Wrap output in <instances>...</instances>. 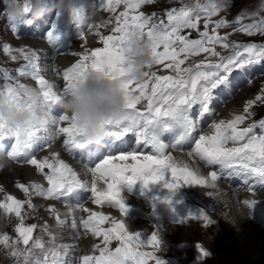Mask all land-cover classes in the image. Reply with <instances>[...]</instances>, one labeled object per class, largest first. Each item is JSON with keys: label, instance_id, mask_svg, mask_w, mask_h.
<instances>
[{"label": "snow or ice", "instance_id": "6c2138e0", "mask_svg": "<svg viewBox=\"0 0 264 264\" xmlns=\"http://www.w3.org/2000/svg\"><path fill=\"white\" fill-rule=\"evenodd\" d=\"M154 2L155 0H107L105 3V0H102L99 7L110 13H115L121 4L125 10L115 15L114 27L111 28L109 35H102L96 24L91 25L89 31L97 29L95 34L102 43V47L74 53L77 56L74 63L62 73L56 70V74L64 82L62 93L55 90L56 82L48 80L43 74L39 63L41 59L39 50L18 49V52L23 54V59L27 61L18 70L19 76L29 77L36 82L46 110L52 113L54 107L60 105L63 98L69 95L74 85L82 82L90 74L120 80L121 88L128 101L129 114L124 122L110 121L108 123L105 132L108 139L105 145L110 146L112 141L127 138L139 144V148L143 146L154 153L141 157L138 150L124 151L119 156H105L94 165L86 158H82L84 173L89 176V179H84L76 169L60 158L58 151H53L42 158H37L35 155L37 151L52 148L53 141L57 137H62L61 147L70 154H76L77 150L89 147V143L82 139L81 128L74 116L64 112H60L59 115L54 114L56 119L51 127L46 129H41L32 122L27 123L23 128H14L0 117V144L6 149L5 155L13 161L36 167L46 176L48 187L38 183L30 186L18 185L25 193H29L31 188L38 196L61 199L78 195L86 190L90 193L95 205L106 204L118 209L125 218L128 207L121 195L122 186H132L138 181H143L145 186L165 181V174L169 171L173 180L167 182L165 187L171 191L180 189L181 183L215 188L218 178L233 176L240 178L241 183L248 185V190L253 193L257 185L264 188V119L258 124L239 127L246 118L251 116L249 109L257 101L264 103V92L247 102L244 108L245 114L235 115L227 121L221 119L213 122L212 133H199L194 136L198 133V121L212 114L211 104L215 91L227 90L234 74L245 71L249 66L264 64V43L228 42V36L220 35L218 29L231 25L226 20H211V17L221 10V5L212 0L208 3H201L198 0L193 7L169 8L164 13L166 21L154 19L155 14H146L142 11L130 15V12L139 9L142 5ZM261 10H264V3ZM201 13L207 14L203 29L200 28ZM73 16L81 23L84 19L83 10L74 8ZM210 23L212 24L211 34ZM11 28L19 35L15 26ZM186 29L196 31L197 37H192L191 32L187 35L182 34ZM238 31L247 35H264V20ZM132 35L152 42L151 56L155 67L151 72H145L143 83L128 79L130 69L126 67L127 53L131 52L128 45ZM58 39L54 31L50 30L47 33L46 40L49 44ZM83 40L84 32L82 31V43ZM217 45L223 49L235 50L231 55L225 56L216 50ZM4 51H9L8 46H4ZM201 53L205 54L202 60L184 66L189 57L198 56ZM11 58L16 60L18 57L13 55ZM166 61L168 62L165 63ZM158 65L170 69L172 74H160L159 70H156ZM6 79L15 82L5 83L0 88V104L14 106L18 111L31 108V103L25 102L22 95V92L31 86L19 82L16 77H6ZM257 127L261 130L259 135L254 131ZM165 134L174 135L175 143H166L163 140ZM189 139H192L194 148L188 152V155H195L209 167L219 166L218 169L205 175L197 170L189 169L186 164L176 163L168 154V150ZM141 158L146 163H139ZM101 181L106 188L98 187ZM6 200L11 203L0 202V208L5 213L14 212L15 216L20 218L15 229L18 239L10 241L8 235L0 236V245L8 250L11 249L9 255L16 258L22 257L23 264H29L31 249L35 248L43 251V257H31V264H66L68 250L74 245L61 244L57 247L54 243L57 237L51 233L47 225H44V230L49 233L53 242L50 248H45L42 238H33L37 225L24 224V218L21 215L24 202L11 195L7 196ZM257 203L255 199L246 198L243 201L250 211L255 209ZM50 210L61 226L66 225L77 233L83 229L92 237L100 239V242L94 245L100 253L99 257L84 255L82 264H126L128 261H131V264H147V260L142 257L152 255L133 251L142 233L139 231L132 233L128 230L125 219L110 218L102 211L83 207L80 211L88 213L86 218L80 217L78 220L73 211L69 214L70 218L62 219L54 206ZM189 219L199 221L203 219L206 226L213 223L209 214H205L203 210L199 217L190 216ZM106 223H109L110 227H103ZM113 240L120 244L114 251L108 247ZM21 243L30 246L23 252L18 248H11L12 245ZM147 243L154 245L155 251L160 250L161 240L156 230L148 237ZM199 251L204 258L210 254L204 250L203 246ZM49 256L52 258L49 259ZM153 258L155 264H163L159 257Z\"/></svg>", "mask_w": 264, "mask_h": 264}, {"label": "rangeland", "instance_id": "374dc122", "mask_svg": "<svg viewBox=\"0 0 264 264\" xmlns=\"http://www.w3.org/2000/svg\"><path fill=\"white\" fill-rule=\"evenodd\" d=\"M93 1L97 2V5L102 3V0ZM197 2L198 0H155L154 3L142 5L139 9L130 12V15H135L142 11L146 14H155L154 19H165L166 21L164 13L167 9L179 8L181 6L193 7ZM199 2L208 3L209 0H199ZM212 2L220 4L221 10L217 15L212 16L211 20H226L231 25L229 27L218 29L220 35L228 36V42L233 44H246L249 42H256L258 44L264 43V35H247L238 31V29L247 28L264 20V10H261L264 0H212ZM84 4L85 0H0V88H2L5 83L15 82L14 80L9 81L6 77H16L19 79V82L25 85L34 88L38 87L36 82L31 78L19 76L18 70L21 69L27 61L23 59V54L18 52V49L28 48L29 51H31L33 50L32 47L39 46L42 50L44 49L41 52L40 56L42 57L39 61L43 74L45 77L48 76L46 73L48 66L52 67L53 76L51 79L56 82V87L60 91H63L64 82L60 79L59 75L56 74V70H60L62 73L64 69L77 60V56L74 57L73 61L69 62L66 68H60V66H55V63H52L53 60H50L45 53L54 51L56 53L54 59L61 54L65 55L66 53H69L72 49L70 47L73 45L72 42L76 39H81L82 31L84 32L85 38V35L90 32L89 29L92 24L98 26V31L102 35L111 34V28L114 27L115 15L125 10L122 4L116 9L115 13H110L104 9L101 12L104 13V16L99 18V20L92 21L95 12L91 13V16L88 12L90 18H88V16L85 19L86 9ZM45 6H47L50 11L41 15L42 9ZM13 8L22 9L19 18H16L13 15ZM74 8H80L83 10L84 19L81 23H79L77 18L73 16ZM200 16V28L203 29L207 14L201 13ZM12 26H15L19 35H17L16 31L12 30ZM50 30L54 31L59 37L58 40L51 44L46 40L47 33ZM211 31L212 24L210 23V34ZM188 32L192 33V37H197L198 35L196 31L190 29L184 30L182 34L187 35ZM62 39H66L67 44L62 49L63 52H58V48L60 47L59 42ZM83 43L78 48V53L85 49H95L103 46L98 36L93 41ZM4 46H8L9 51H4ZM216 50L222 52L223 55L228 56L231 55L235 49H223L220 45H217ZM13 55L18 58L13 60L11 58ZM204 56L205 54L203 53L198 56H191L186 60L184 66L194 64L202 60ZM45 58L47 59L46 62H44ZM48 62H50L51 65H49ZM167 62L168 61L165 63ZM156 70H159L160 74H172L170 69H165L162 65L156 66ZM254 72L255 74L253 75ZM247 73L254 78L247 79ZM256 78L259 83H252V80ZM232 80L235 82L231 84V93L229 96H231V94L232 96L241 94L245 88L250 86L252 87L251 93L253 95L251 100H254L256 95L264 92V64L249 66L245 71L234 74ZM229 91V88L227 90L218 89L215 91L214 95L218 94L219 96L223 94L224 96ZM55 107L53 113L56 109ZM244 108L236 115L245 114ZM249 112L251 113V116L246 118L245 122L239 125V127L243 128L253 123L258 124L264 119V103L257 101V103L249 109ZM232 118H234V116L230 119ZM206 119L208 120V118ZM254 131L259 135L261 130L257 127ZM106 140L107 139L99 145H93L91 148L88 147L83 150H77L75 155L81 159L86 158L92 165H94L105 156H119L120 153L124 151L138 150L141 157L154 154L148 148H144V150L141 151L138 144L127 138L116 141L115 147L111 149L105 145ZM55 141L60 147L62 137H57ZM45 150L37 151L35 153L37 158L44 157ZM88 150L91 152H86ZM63 151L64 150L61 147L59 150L60 158L66 156V151ZM5 152V147L0 144V164H5L2 162L8 160L9 164L14 166L12 167L14 170L9 168L7 164L0 169V202L11 203V201L6 200V197L9 195L24 202V206L21 209L24 224L26 226L36 224L37 228L33 232V238H42L45 243V248H50L53 242L51 236L43 227L44 225H47L49 216L54 217V213L50 209L53 206L54 208L62 207V203L71 197H79L82 202L89 201L91 198L90 193L84 190L80 192L82 195L79 193L77 196H69L68 198L62 197L61 199H50L38 196L35 194V190L31 188L29 193H25L23 189L18 187V185L23 184L25 186H30L33 183H38L44 187H48L46 176L41 174L34 166H32L35 170L34 174L29 175L25 168L26 166L31 165L13 161L5 155ZM139 163L143 164L146 163V161L141 158ZM177 164L180 165L179 163ZM165 179V181L149 184L147 186L144 185L143 181H138L132 186H122L123 188H127L129 193L136 196L139 201H144V206L140 208L139 205H131L129 201L125 200L128 207L126 217L131 219H143L147 222L145 225L139 223V225L132 229L128 227L127 223L126 227L132 233H135L136 231L142 233L141 238L136 242V246L133 247V251L151 253L152 255L148 257H142V259L147 260V264H155L153 257H159L163 261V264H264V246H262L261 249H258L253 257L250 258L246 256L241 248L235 245V231L225 220L219 204L214 201L212 197L206 195L201 186H189L181 183L180 189L171 191L165 187L167 182L173 180L170 171L165 174ZM100 186L101 185L98 184V187ZM101 187H104V185ZM256 189H259L264 193V189H262L261 186L257 185ZM43 200L46 201L45 205L42 203ZM261 202H264V200H259L260 207L258 208L261 211L262 216L258 218L259 224L264 222V203ZM81 204L82 203L76 205ZM95 206L99 210L94 211H102L110 218L115 217L117 219H124L123 214L120 213L118 209L107 206L106 204ZM105 207L113 209L114 213L105 211L108 210ZM80 208L81 206L79 207V210ZM201 210H203L205 214H209V218L213 221L210 226L204 225L206 222L203 221V219H201V221L189 219L190 216L199 217ZM47 214L49 216H47ZM83 214L87 215L88 213L84 212ZM86 217L87 216L84 218ZM163 218L170 221L172 226L175 224L177 227H172L171 230L164 228L161 225V220ZM19 222L20 218L16 217L14 212L5 213L4 210L0 208V236L8 235L10 241L18 239V233L15 229ZM103 227H110V224L106 223ZM154 230L158 232L161 240L159 251H155V246L147 243L148 237ZM85 234L93 240L90 245L86 247L85 255L99 257L100 253L95 249L94 245L99 243L100 239L92 237L88 232ZM141 241H143V243H141ZM30 245L26 246L21 243L18 245H12L11 248H18L23 252L24 249H27ZM101 246L103 247V245ZM119 246V242L115 240L108 245L109 249L112 251ZM201 246H203L205 251L210 253L207 258H204L201 255L199 251ZM9 251H11V249L8 250L3 245H0V264H23L22 257H11ZM36 256L43 257V251L35 248L31 249V257ZM31 257L29 264H31ZM82 257L81 251L78 249H69L66 264H82ZM48 258L51 259L52 257L49 256ZM126 264H131V261L126 262Z\"/></svg>", "mask_w": 264, "mask_h": 264}, {"label": "bare ground", "instance_id": "6f19581e", "mask_svg": "<svg viewBox=\"0 0 264 264\" xmlns=\"http://www.w3.org/2000/svg\"><path fill=\"white\" fill-rule=\"evenodd\" d=\"M105 3H107V1H105ZM100 5H97V2L93 0H90V1L85 0V4H84L85 9H86L85 19L89 15L91 16V13L93 12H95V14L93 15L92 21L99 20V18L103 17L104 13H101V12L104 9L100 8L99 7ZM88 12H89V15H88ZM90 16L88 18H90ZM96 31L97 29H93L87 35H85L83 42H89V41L95 40L97 37V35L95 34ZM59 43H60V47L58 48L59 50L58 52H63L62 49L67 44V40L62 39ZM80 43H81V39H76L74 42H72L73 45L70 46L72 49L69 51V53H66L65 55L61 54L60 56H57L55 59L54 57L56 56V53L54 51L50 53H45L46 52L45 51L44 53L45 55H47V57L50 60L51 59L53 60L52 63H55L54 64L55 66H60V68H66L69 62L73 61L74 57L76 56L74 55V53H78V48L82 44ZM32 49L39 50L40 55H41V52L44 50V49L42 50V48L39 46H34L32 47ZM46 60L47 59L45 58L44 62H46ZM48 64L51 65L50 62H48ZM46 73L48 75L46 76V78L52 81L51 79V77L53 76L52 67L48 66ZM254 74L255 72L253 73V75ZM246 76L248 77L247 79H252L253 77V76H250L248 73ZM234 82L235 81L233 80L231 81L230 86L228 87L230 91L227 92L224 96L223 94L219 96L218 94L214 95V99L211 104L212 114L206 115L201 120L198 121V133L194 134V136L198 135L199 133H203V134L212 133L213 132V129H212L213 122H218L221 119L225 121L229 120L231 117L238 114L246 106L247 102L252 99L253 97L251 93L252 87L250 86H248L247 88L244 87L245 89L243 88L244 90L241 94H238L236 96L235 95L232 96L231 94L232 97L229 96V94L231 93V84ZM252 83L258 84L259 81L256 78L252 80ZM55 90L60 93L63 92V91H60L57 87ZM55 108L56 109L54 110L53 114L59 115L60 110L61 112H64L60 105H57ZM206 118H208V120ZM106 139H108V137ZM163 140L166 143H169V142L175 143V136L166 134L163 136ZM115 144H116V141H112L110 143V146H108L109 149L115 147ZM92 146L93 144H89V148H91ZM138 147H139V144H138ZM60 148H61V144L59 147V144L54 140L52 148L46 149L44 154L50 155L53 151L59 152ZM144 148L146 147L141 146L140 150L142 151L144 150ZM193 148H194V143L192 142V139H189L188 141L182 142L179 146L170 148L168 150V154L171 155L173 159L180 165L186 164L188 165L189 169L197 170L200 173L205 174V175L209 174L212 170L218 169L219 166L209 167L208 165L200 161L198 157H196L195 155L189 156L188 152ZM86 152H91V151L88 150ZM62 159L66 160L67 163H69L74 169H76L78 173H80L84 179H89V176L86 173H84L80 157H78L75 154H70L66 152V156L63 157ZM114 162H117V161H114ZM2 163L7 164L9 168L14 167L9 164L8 160H4ZM25 169L27 170L29 175L34 174L35 170L32 166H26ZM215 183H216L215 188H207V187H202V186L201 187L204 190L206 195H208L209 197H212L214 201H216L219 204V207L221 209V212L225 220L228 222L229 226H231L233 230L235 231V237H234L235 245L241 248V250L246 256L251 258L255 255V252L258 249H261L262 246H264V222L260 224L258 223L259 221L258 218L262 217L261 211L258 208L260 207L259 200H264V193L263 191L259 189H256L254 193L249 191L248 190L249 186L242 184L241 179L235 176L231 178L229 177L218 178V180ZM99 184L102 186L103 182L101 181ZM104 188H106V185H104ZM121 192H122V197L126 201H129L131 205L132 204L139 205L140 208L144 206V203H143L144 201H141V200L139 201V199H137L136 196H133V194L129 193V190L127 188H122ZM209 193H211V195H209ZM246 198L257 200L258 203L255 209L250 211L245 207V205L243 204V201ZM92 201H93L92 197L90 198L89 201H85V202L84 201L82 202L81 198L79 197H71L70 199L62 203L63 204L62 207H55V209L57 208L56 211L61 216L62 219L70 218L69 214L74 211L76 218L79 220L80 217H85L88 215V214L84 215L83 214L84 212H81L79 210L80 206L81 208L82 207L89 208V209H92L93 211L99 210L94 205V203H92ZM42 203L45 205L46 201L43 200ZM79 203H82V204L76 205ZM53 204L56 205L55 203ZM105 208L108 209V210L104 209L105 211L109 213H114L113 209L109 207H105ZM47 216L49 215L47 214ZM124 219L126 220V224L128 223V227L130 229L135 228L137 225H139V223L143 225L147 224V222L143 219H131L127 217H125ZM161 222H162L161 225L166 229L171 230L172 227H175V228L177 227V225L175 224L174 226H172L171 225L172 223L165 218H163ZM47 226L50 229L51 233L57 237L56 241L54 242L57 245V247L61 244L74 245V247H70V249H74V248L78 249L79 251H81L82 256L85 255L86 247H88L91 241H93L91 240L90 237H87V235L85 234L86 232H84L82 229H80L79 233H77L66 225L61 226L58 223V221L54 217H51V216H49L48 218Z\"/></svg>", "mask_w": 264, "mask_h": 264}, {"label": "clouds", "instance_id": "9594fccd", "mask_svg": "<svg viewBox=\"0 0 264 264\" xmlns=\"http://www.w3.org/2000/svg\"><path fill=\"white\" fill-rule=\"evenodd\" d=\"M50 11L45 6L41 15ZM13 15L19 18L22 9L13 8ZM127 68L130 69L128 79L143 83L145 72H151L154 61L151 56V44L148 39L130 36ZM25 102L32 107L18 111L14 106L0 104V117L6 124L14 128H23L32 122L41 129L51 126L56 119L52 112L46 110L43 98L37 88L29 87L22 92ZM61 108L64 113L74 116L81 128L82 138L89 144L99 145L106 139V129L110 121L124 122L128 118V101L121 88L120 80H112L96 74L88 75L82 82L74 85L69 95L63 98ZM5 164H0L2 169Z\"/></svg>", "mask_w": 264, "mask_h": 264}]
</instances>
